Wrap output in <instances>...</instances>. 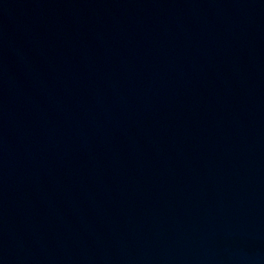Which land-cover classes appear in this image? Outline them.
Returning a JSON list of instances; mask_svg holds the SVG:
<instances>
[{"label":"water","instance_id":"1","mask_svg":"<svg viewBox=\"0 0 264 264\" xmlns=\"http://www.w3.org/2000/svg\"><path fill=\"white\" fill-rule=\"evenodd\" d=\"M0 264H264V0H0Z\"/></svg>","mask_w":264,"mask_h":264}]
</instances>
